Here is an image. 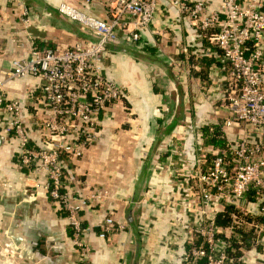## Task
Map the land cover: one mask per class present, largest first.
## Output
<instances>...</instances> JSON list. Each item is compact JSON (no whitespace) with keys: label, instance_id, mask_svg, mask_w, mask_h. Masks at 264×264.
<instances>
[{"label":"crops","instance_id":"crops-1","mask_svg":"<svg viewBox=\"0 0 264 264\" xmlns=\"http://www.w3.org/2000/svg\"><path fill=\"white\" fill-rule=\"evenodd\" d=\"M62 2L108 17L109 0L90 5L84 0H23L30 9L27 29L22 6L16 0H0V78L10 61L33 44L72 46L88 37L59 12ZM219 7V0L209 6L211 11ZM141 37L140 44H133L121 35L110 49L106 75L124 88L125 96L103 114L96 140L83 155L67 156L70 167L63 188L81 207L82 236L92 264H183L186 247L205 216L192 176L200 159L215 152L199 127L221 123L231 142L243 136L251 142L261 139L253 126H226L232 110L225 99L227 71L217 55L208 85L192 74V62L180 56L183 46L196 44L199 36L173 3L160 1ZM262 68L264 75V61ZM44 83V78L28 75L6 85L9 98L22 101L25 125L38 147L42 135L35 112L41 116ZM160 118L171 127L155 148ZM19 152L18 138L0 137V264H80L68 212L50 195L47 173L23 168ZM228 205L241 212L236 226L246 236L222 228L214 255L226 251L229 239L236 237L238 247L231 250L241 256L239 263L229 264H264V223L256 220L262 217L261 200L252 194L237 201L223 195L203 209L214 217ZM107 216L123 228L102 238L99 231Z\"/></svg>","mask_w":264,"mask_h":264},{"label":"built area","instance_id":"built-area-1","mask_svg":"<svg viewBox=\"0 0 264 264\" xmlns=\"http://www.w3.org/2000/svg\"><path fill=\"white\" fill-rule=\"evenodd\" d=\"M22 6L21 20L30 27V9ZM94 0H84L90 5ZM161 0H109L108 17L92 14L70 3L62 2L58 10L76 23L88 37L72 46L34 45L21 57L11 60L10 68L0 78V137L18 138L19 164L27 169L46 172L47 188L52 198L68 212L74 244L80 254V264H92L90 246L84 240V227L80 218L81 207L73 204L62 191L67 179V167L62 153L72 158L83 155L99 133L101 119L106 110L125 96L123 87L106 75L104 61L121 35L128 43L140 44L141 30L150 28ZM192 24L209 33L210 47L205 52L218 57L227 68L225 78L226 101L232 114L225 122L253 126L261 139L251 142L243 136L235 142L228 141L225 148H215L198 163L197 198L205 216L196 230L202 242L186 254L188 264H229L234 261L227 251L214 255L215 243L222 228L233 232L239 216L232 214V223L218 225L216 216L210 217L204 207L220 197L230 196L233 201L254 195L261 200L264 217V0H219L220 7L210 10L214 0H168ZM197 43L201 36L198 33ZM188 53V45L183 46ZM35 75L45 79L41 86V116L38 118L42 147L30 144L31 136L23 118V103L9 98L6 85L9 80ZM66 169V170H65ZM192 185L195 187V182ZM254 227L260 228L258 223ZM112 216H107L99 235L109 238L122 229Z\"/></svg>","mask_w":264,"mask_h":264},{"label":"trees","instance_id":"trees-1","mask_svg":"<svg viewBox=\"0 0 264 264\" xmlns=\"http://www.w3.org/2000/svg\"><path fill=\"white\" fill-rule=\"evenodd\" d=\"M198 33L202 35L200 39L201 43L198 44L196 42V44L194 45L188 44V53L180 54V56L192 62L191 63L192 74L196 75L197 77H200L202 81L208 85L210 84V72L209 71H210L211 65H213V63L215 62L217 63V61L216 60L214 61L215 58L213 57L214 56L213 54H209L208 52L204 51V49L206 50L208 49V47H210L209 33L206 34L199 29H198ZM225 71H227V68L225 69ZM159 122L161 125L157 130L158 131L157 141L154 144L155 148H157L159 144L164 142L166 138L165 136L167 135V133H169L168 130L171 127L170 124H166V121L164 123V119L162 118L159 119ZM199 133L200 135L205 136L207 138V143L213 145L215 148H225L228 145V141L222 131L221 123L203 124L199 127ZM30 144L38 147V145L32 140L30 141ZM153 152L155 151L153 150ZM67 156L68 155L66 153H62L61 158L63 159L65 166L68 168L70 167V164H69L70 160H68ZM18 161H19V158H18ZM62 191H64V188L62 189ZM233 212H236V214L239 216L242 215L241 212L237 211V209L234 206L228 205L224 208L223 211L217 213L216 215L217 224L221 226L230 225L233 221L232 219ZM256 217H257L256 220L259 223L260 222L264 223V217H259V216H256ZM236 232H238L243 237L246 236V234L244 233L241 227H236ZM193 239H194L193 244L195 246H198L202 242V237L197 231H195L193 235ZM229 241H230V244H229V247L226 249V251L228 252L230 256L235 257L234 258L235 263H239L237 260H238V257L241 256V253L240 252L233 253L231 250L232 248L238 247V244H237L238 240L236 237H233L229 239ZM186 248H187V253H189L192 248V244L190 243V246H187ZM206 262H207L206 258H201L198 261V264H206ZM183 264H188V260L187 261L184 260Z\"/></svg>","mask_w":264,"mask_h":264},{"label":"rangeland","instance_id":"rangeland-1","mask_svg":"<svg viewBox=\"0 0 264 264\" xmlns=\"http://www.w3.org/2000/svg\"><path fill=\"white\" fill-rule=\"evenodd\" d=\"M107 58H109V57L107 56ZM107 58H106V59H107Z\"/></svg>","mask_w":264,"mask_h":264}]
</instances>
